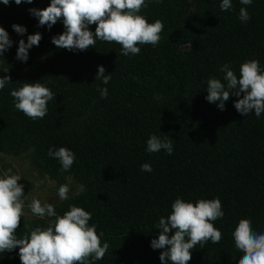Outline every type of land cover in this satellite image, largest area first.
<instances>
[{"label": "trees", "instance_id": "trees-1", "mask_svg": "<svg viewBox=\"0 0 264 264\" xmlns=\"http://www.w3.org/2000/svg\"><path fill=\"white\" fill-rule=\"evenodd\" d=\"M44 8L50 0H43ZM222 0H162L148 2L139 15L149 23L164 24L161 40L137 45L138 55L124 56L121 45L97 40L85 51L57 48L51 42L63 25L34 28V18L17 8L0 9V26L13 41L0 57V77L10 83L0 90V151H31L39 172L71 176L82 191L54 206L58 216L70 206L91 213L101 244L110 247L104 258L90 264H161L160 252L150 242L158 238L161 217L180 198L195 204L219 198L224 216L213 222L222 233L219 243L197 245L188 264H238L242 258L233 235L240 219L264 233V113L241 115L231 96L221 111L210 104L207 82L225 83L220 69L228 64L239 78L240 65L259 61L264 71V0L220 9ZM250 19H239L240 8ZM13 24L26 28L17 34ZM95 24L89 25L95 31ZM40 33L39 46L29 59H16L18 41ZM98 66L111 74L107 85L95 79ZM39 82L55 99L43 119L31 120L14 106L12 90ZM100 88L108 95L101 98ZM243 93L241 94V98ZM151 135L172 139L173 152L146 151ZM66 147L75 154L67 171L48 156L51 148ZM148 163L151 172L141 170ZM55 217L21 220L24 226L47 228ZM30 234V233H29ZM173 233L169 232L171 237ZM19 248L0 253V264H21ZM171 264V261H167Z\"/></svg>", "mask_w": 264, "mask_h": 264}, {"label": "clouds", "instance_id": "clouds-1", "mask_svg": "<svg viewBox=\"0 0 264 264\" xmlns=\"http://www.w3.org/2000/svg\"><path fill=\"white\" fill-rule=\"evenodd\" d=\"M9 5L10 0H0ZM22 2L31 4L33 0H14L16 5ZM153 2V0H148ZM159 4L162 0H154ZM242 5H250L252 0H239ZM147 7L146 0H50L43 9L31 8L29 12L38 20V26H47L51 29L61 18L64 31L51 38L52 44L57 48L69 51H85L95 47L97 40L115 42L121 45V54L124 56L138 55L140 48L137 45L159 44L164 24L160 20L149 23L140 11ZM231 0H222L220 9H231ZM239 19L246 22L250 16L246 8L241 7ZM95 24V31L89 30V25ZM13 30L24 35L26 28L13 24ZM42 36L40 33L27 36L18 41L16 59L26 62L29 59V50L39 46ZM13 41L8 32L0 26V57L11 48ZM224 75L222 83L219 79L211 78L207 82V96L210 104H217L223 111L225 102L231 96L238 99L234 107L241 115L250 112L259 118L264 113V71L259 61L250 60L242 63L239 68L240 76L234 74L228 64L220 69ZM95 79L102 80L107 85L111 74H105L103 66H98ZM10 76L0 77V90L10 83ZM101 98L108 95L107 88H100ZM243 96L241 98V94ZM14 98V106L31 120L43 119L48 113V102L55 99V94L39 82L23 83V85L10 92ZM146 151L149 153L164 150L168 155L173 152L172 139L165 136L161 139L151 135L146 141ZM48 156L59 161L62 171H67L75 162V154L66 147L57 150L49 149ZM141 170L151 172L148 163L141 165ZM9 169L3 178H0V253L11 252L19 248L21 264H90L92 261L102 260L110 245L101 244L95 225L89 226L91 213L81 207L70 206L62 216H58L53 204L42 202L33 198L29 208L32 214L39 217H55L47 228L39 226L28 230L23 238H17L16 231L20 227L24 216L26 196L23 185L18 181L21 175L10 174ZM70 187L68 184L60 185L58 197L61 201L68 199ZM224 212L219 198L200 199L195 202H185L177 198L171 205L170 215L159 219L156 229L160 230L158 238L152 239V249H165L160 252L161 264H188L192 259V251L197 245L203 248L211 241L219 243L222 233L214 227L213 222L222 219ZM173 234L169 237L168 233ZM30 233V234H29ZM236 249L242 253L238 264H264V233L253 231L249 219H240L232 233Z\"/></svg>", "mask_w": 264, "mask_h": 264}, {"label": "rangeland", "instance_id": "rangeland-1", "mask_svg": "<svg viewBox=\"0 0 264 264\" xmlns=\"http://www.w3.org/2000/svg\"><path fill=\"white\" fill-rule=\"evenodd\" d=\"M11 8L23 10L27 14L31 15L29 9H43L44 2L43 0H33V3L31 4L22 2L20 5H16L14 0H10L9 5L7 6L0 2V9ZM32 17L34 18V28L43 27L38 26V20L34 16ZM56 24L63 25L62 18ZM9 169L11 170L10 174H18L22 176L18 183L23 185V193L26 196V200L24 216L21 220L30 221L32 219L41 218L32 214L30 211L29 205L33 198L39 199L42 204L48 202L54 206L63 202L58 197V189L62 184H68L70 187L68 199L76 196L82 191L81 185L78 184L71 176L63 178L39 172L31 151L20 152L17 154L4 153L0 151V178H3Z\"/></svg>", "mask_w": 264, "mask_h": 264}]
</instances>
